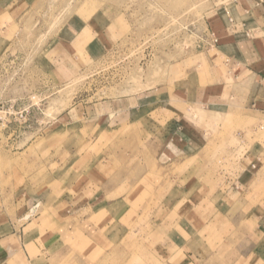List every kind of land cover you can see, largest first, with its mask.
I'll return each instance as SVG.
<instances>
[{
	"label": "rangeland",
	"instance_id": "374dc122",
	"mask_svg": "<svg viewBox=\"0 0 264 264\" xmlns=\"http://www.w3.org/2000/svg\"><path fill=\"white\" fill-rule=\"evenodd\" d=\"M37 2L14 25L0 0L1 259L6 264H186L182 249L171 248L169 241L179 215L188 210L208 222L200 245L183 248L198 250L199 260L192 264H229L235 248L218 249L215 238L218 224L228 223V207L220 208L225 220L215 218L214 225V193L247 166L264 173V123L243 125L236 119L234 126L232 119L220 126L210 109L168 105L176 91L195 93L213 82L207 56L223 63L218 45L210 46L218 35L209 13L218 5L204 0ZM69 22L108 28L103 37L98 32L103 44L71 50L60 41L75 33L65 30ZM133 106L138 110L133 126L112 131L108 125L116 111ZM154 120L162 125H152ZM168 120L200 129L209 144L182 162L161 163L159 142L146 136L160 139L169 133L173 128L163 126ZM213 138L230 143L219 152ZM174 185L198 189L193 195L201 194V203L168 207L165 196L169 200ZM256 196L257 203L264 201V193ZM95 203L107 209L96 210L98 216L89 220ZM254 226L252 255L235 264H264L256 262L260 232ZM236 242L237 250L248 248L242 238ZM213 251L220 252L216 260Z\"/></svg>",
	"mask_w": 264,
	"mask_h": 264
},
{
	"label": "crops",
	"instance_id": "0c3cea01",
	"mask_svg": "<svg viewBox=\"0 0 264 264\" xmlns=\"http://www.w3.org/2000/svg\"><path fill=\"white\" fill-rule=\"evenodd\" d=\"M37 1L38 0H3L1 6L9 17V20H12L13 24L17 25L19 18L21 19L27 16L30 10L34 8V5L38 3ZM204 1L205 3L218 5L217 8L215 7L209 14L211 15V29L218 35L219 39L216 48L217 57L222 60L223 63L217 64L213 56H207L209 65H211V78L213 82L199 87L195 93H192V91L188 89L176 91L174 93L175 97L168 100V105L176 107L178 104L179 106H191L196 109L200 107L210 109V112L216 116L215 119H217L220 126H223V124L225 125L227 122H232V119L234 126L237 125L236 119H240L243 125L263 124L264 0ZM72 21L73 20H71V22ZM72 23L75 22L73 21ZM65 30L75 33L68 37L69 41H66L64 38H60V41L66 43L65 46L67 45L68 48L77 53L80 50L83 51V49L87 50L94 47L99 41L103 44L100 37H103L104 33H107L108 28L98 31L96 27L90 24L77 27L76 24H71L69 22V26L65 27ZM98 32H101L102 36L99 37ZM136 109V106H133V108L130 109L127 108L123 111H116L117 117L111 122L112 125L109 123L108 126L113 129L112 131L116 132L121 129L126 131V129L131 128L133 123L130 122V120L131 117L135 115V112L138 111ZM163 110L168 111L167 108ZM111 116L114 115L111 114ZM156 124L162 125L160 122H157V120H154L152 125L155 126ZM163 126L167 128L170 127V129L173 128V130H168L169 133L165 134L160 139L153 134H148L146 136L149 142L152 139L154 142H159V161L161 163H168L171 161L182 162L188 159L189 156L199 153L209 144V140H207L205 133L198 128L193 130L187 125L182 127L181 125L171 123V120L166 121ZM244 139L243 142H245ZM237 140L239 141V138ZM213 141L215 145L217 143L219 152L221 151L220 147L230 143L229 138L219 140L218 138H213ZM236 143L237 142H235V145L231 148L232 150L234 149V152L237 148ZM149 153L153 157L152 151L149 150ZM230 154L231 152H229V155ZM243 166L245 167V164ZM245 168H243V170L240 169L237 177L230 178L231 180L228 181V183L226 182L223 188H219L217 192L214 193L216 200H214L215 204L213 203L212 206L215 210L211 221L214 224L215 222L213 220L215 218L225 220L226 215L228 216L226 219L228 223L225 226H223L224 223L222 221V226L218 224L216 227L217 233L215 234V238H218L220 241L218 243V249L222 250L225 244L229 246L228 251L232 250V246L235 248L233 252H229V264H235V262H241L242 260L245 263L247 261L246 255L248 259L251 257V245L253 240L254 243H256L257 239V233H254V236L253 230L250 229L252 223L255 224L254 228H258L260 232L258 238L260 241V251L258 254L254 252L255 256L258 257L256 262L262 261L264 263V230L262 227L264 223V201L261 200L258 203L255 201L257 197L256 194L262 196L264 193V173L260 176L257 172L249 170L251 166ZM233 170L231 166L229 168V174H234L235 172H233ZM95 182L98 183V181ZM186 186L174 185L170 188L171 197L169 200L166 199L167 195L165 196L168 207L176 209L177 207H187L189 203L194 205L192 200L201 203V199L198 198L201 194L193 195L195 190L197 193L200 191ZM253 191H255V193ZM247 193H250L251 196ZM96 203L94 205L95 208H92V213L94 215L90 216L89 220L98 216L96 210L100 214L107 209V204ZM97 205L99 206L98 209H96ZM222 207H228L226 215L221 212L220 208ZM184 211L185 209L180 212ZM236 212L241 214L237 215ZM202 219H204V217H201L200 220L198 218L197 220L194 215H190V212L186 210V212L179 215L178 223L173 228L174 232L169 241L171 243L169 246L175 249H182V261L186 262V264H192L190 260H199L198 250L192 252L188 250L183 251V248L189 247L192 243L198 244L199 242L198 245H200L201 233H204V230L208 226V222ZM241 238L244 243L248 245V248L245 245L243 246V251L236 249V240ZM246 249L248 250L246 251ZM255 249L257 248L255 247ZM4 251L2 253H4L5 257L8 251L6 249ZM188 253H192V256L188 255ZM218 254H220V252L216 253V251H213L211 259L217 258ZM232 256L233 259L231 258ZM20 257L23 258L22 254ZM1 258L3 257L0 256V264H6V260H2ZM27 259V255H25V260ZM22 260H24V258ZM212 262L216 264L215 261ZM21 264H33V261H29V263L22 262ZM217 264L224 263L220 262ZM249 264H251L250 261Z\"/></svg>",
	"mask_w": 264,
	"mask_h": 264
},
{
	"label": "built area",
	"instance_id": "2783aa9c",
	"mask_svg": "<svg viewBox=\"0 0 264 264\" xmlns=\"http://www.w3.org/2000/svg\"><path fill=\"white\" fill-rule=\"evenodd\" d=\"M212 44L210 45L212 48H214L216 45H218V43H219V40L217 39V38H215L214 40H213V42H211Z\"/></svg>",
	"mask_w": 264,
	"mask_h": 264
}]
</instances>
